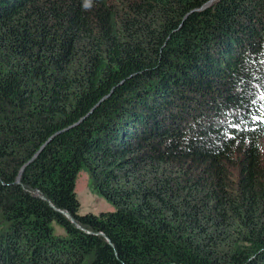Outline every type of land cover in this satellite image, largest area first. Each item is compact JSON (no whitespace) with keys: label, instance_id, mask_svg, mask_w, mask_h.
<instances>
[{"label":"trees","instance_id":"16d2710c","mask_svg":"<svg viewBox=\"0 0 264 264\" xmlns=\"http://www.w3.org/2000/svg\"><path fill=\"white\" fill-rule=\"evenodd\" d=\"M207 1L0 0V264H264V0Z\"/></svg>","mask_w":264,"mask_h":264},{"label":"rangeland","instance_id":"374dc122","mask_svg":"<svg viewBox=\"0 0 264 264\" xmlns=\"http://www.w3.org/2000/svg\"><path fill=\"white\" fill-rule=\"evenodd\" d=\"M112 1L115 2L116 0H112ZM216 1L217 0H208L207 3L213 4ZM261 153L263 154L264 151L262 150ZM259 163L261 165L264 164V157L260 159ZM20 176L21 175L17 177L16 183H19ZM34 195H37L41 199H44L42 196L39 195V192L37 191L34 192ZM73 196L77 205V211L79 216H84V215L98 216L102 213L112 212L114 210L113 206L110 203H108L107 200L99 194L96 186L94 185L93 177L86 169L80 170L75 176ZM60 214L63 216V218H65L71 224H73L77 229H82V227L78 223H76L75 219L71 217L69 213L61 211ZM2 225H4V227H8V225L1 220L0 227ZM50 229L52 230L53 235L65 236L64 229L55 222H51Z\"/></svg>","mask_w":264,"mask_h":264},{"label":"water","instance_id":"95a60500","mask_svg":"<svg viewBox=\"0 0 264 264\" xmlns=\"http://www.w3.org/2000/svg\"><path fill=\"white\" fill-rule=\"evenodd\" d=\"M207 2H208V1H207ZM207 2H206V3H207ZM206 3H205L204 5H202L199 9H203V8H205V7H208V6L211 4V3H209V4H208V3L206 4Z\"/></svg>","mask_w":264,"mask_h":264}]
</instances>
